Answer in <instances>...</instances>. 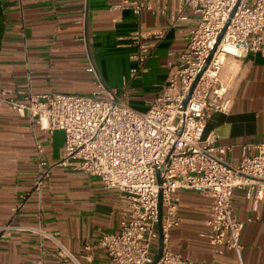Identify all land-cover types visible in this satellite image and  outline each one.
I'll return each mask as SVG.
<instances>
[{
	"label": "crops",
	"instance_id": "crops-1",
	"mask_svg": "<svg viewBox=\"0 0 264 264\" xmlns=\"http://www.w3.org/2000/svg\"><path fill=\"white\" fill-rule=\"evenodd\" d=\"M140 1L150 8L136 15L113 9L119 0H0V94L13 100L28 92L89 94L90 60L108 87L124 92L132 109L144 111L166 80L167 62L185 49L196 14L185 9L178 18L179 0ZM135 30H162L163 36L149 52L145 70L130 78ZM219 78L229 109L210 114L204 135L230 146L225 160L233 164L240 144L264 140V56H227ZM62 142L61 131H43L27 114L19 116L0 103V225L19 228L0 238V264H55L54 244L30 230L38 227L54 233L80 263L89 243L92 264H108L94 242L100 233L117 231L124 202L97 177L55 165ZM42 169L48 170L37 184ZM173 195L179 223L166 231L165 241L185 264H264V197L253 211L243 192L233 191L231 213L242 224L241 248H223L218 255L198 235L206 230L209 198L189 190ZM157 245L158 239L152 253Z\"/></svg>",
	"mask_w": 264,
	"mask_h": 264
},
{
	"label": "built area",
	"instance_id": "built-area-1",
	"mask_svg": "<svg viewBox=\"0 0 264 264\" xmlns=\"http://www.w3.org/2000/svg\"><path fill=\"white\" fill-rule=\"evenodd\" d=\"M112 8L137 15L150 6L119 0ZM185 9L196 14L186 47L176 61L167 62L166 80L142 112L128 105L124 92L108 87L89 59L86 71L93 74L89 94L28 92L20 100L0 94V103L19 116L27 114L39 129L62 132L61 156L55 165L95 176L104 188L118 190L126 209L117 231L100 233L94 242L108 264H150L159 237L158 220L162 246L154 264H185L165 241L166 231L179 223L173 195L177 190L209 198L206 230L198 235L218 255L223 248L236 252L241 248L242 224L231 213L233 191H242L253 211L264 197V140L240 144L237 161L229 164L225 155L230 146L217 144L214 134L204 135L210 114L229 109L230 99L219 78L225 58L248 52L264 56V0H179L178 18H184ZM162 36V30L130 34L135 46L130 78L145 70V60ZM36 148L40 151L39 145ZM47 170L39 171L37 184ZM13 229L19 228L0 225V238ZM30 230L54 244L55 264H92L89 243L82 247L85 263H80L54 233L39 227Z\"/></svg>",
	"mask_w": 264,
	"mask_h": 264
},
{
	"label": "water",
	"instance_id": "water-1",
	"mask_svg": "<svg viewBox=\"0 0 264 264\" xmlns=\"http://www.w3.org/2000/svg\"><path fill=\"white\" fill-rule=\"evenodd\" d=\"M159 217H160V209H159ZM157 227H158V234H159L158 245H157V250H156L155 256H154V258L150 264H154L155 261L158 259L159 254H160V250H161V246H162V244H161L160 220H158Z\"/></svg>",
	"mask_w": 264,
	"mask_h": 264
}]
</instances>
